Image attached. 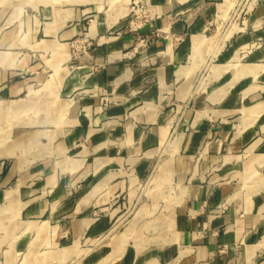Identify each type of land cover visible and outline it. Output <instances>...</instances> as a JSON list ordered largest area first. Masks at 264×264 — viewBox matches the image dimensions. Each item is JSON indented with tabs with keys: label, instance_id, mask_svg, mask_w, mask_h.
Segmentation results:
<instances>
[{
	"label": "crops",
	"instance_id": "obj_1",
	"mask_svg": "<svg viewBox=\"0 0 264 264\" xmlns=\"http://www.w3.org/2000/svg\"><path fill=\"white\" fill-rule=\"evenodd\" d=\"M42 1H33L32 11L49 15L50 22L36 25L29 41L19 32L17 40L14 31L2 34L0 63L30 61L26 51L55 67L67 59L64 43L84 33L90 11L46 9ZM224 2L153 0L156 18L150 24L109 40V30L122 26L118 11L89 27L87 35L98 42L90 61L100 68L83 64L66 81L62 96L73 103L65 121L56 113L31 118L27 97L10 100L28 91L26 81L2 91L1 118L24 113L25 119L1 121L2 130L12 127L13 133L12 142L10 135L0 139V264H35L26 255L42 246L39 239L57 248L63 238L75 244L90 235L87 214H75L93 203L105 206L122 187L119 182L107 188L116 180L115 162L150 157L164 147L169 130L161 104L181 107L199 92L207 95L196 99L193 127L166 148L180 199L158 215L153 204L140 206L119 241L85 252L82 264H264V47L240 57L252 39L264 41V0L250 18L255 34L229 42L217 57L206 34ZM22 11L3 5L0 29L7 25L3 14ZM5 68L2 78L11 76ZM205 71L208 89L201 91ZM128 113L139 117L124 143ZM72 190H78L76 198L69 197ZM107 229L104 219L91 234Z\"/></svg>",
	"mask_w": 264,
	"mask_h": 264
},
{
	"label": "rangeland",
	"instance_id": "obj_2",
	"mask_svg": "<svg viewBox=\"0 0 264 264\" xmlns=\"http://www.w3.org/2000/svg\"><path fill=\"white\" fill-rule=\"evenodd\" d=\"M33 1L35 0H0V10L3 5H20L24 9L20 14H3V20L6 21L7 25L4 26V29H0V36L2 34L13 33L14 31L12 39L15 38L17 40L19 32L22 38L29 41V39L32 40L35 36L36 25L50 22L49 15L44 19L41 17L44 15L40 16L37 12L32 11L31 5ZM258 1L225 0L220 13L217 14V17H214L206 34L207 37L212 38L214 43H216L215 53L218 52L217 57H220L227 49L229 42L231 44V42L241 37V35L249 34L253 36L255 34L256 31L252 29L250 18ZM42 3L43 7H48L46 9H50V6L55 5L58 9L61 7H80L83 10L90 11L84 22L86 29L82 35L64 43L63 51L68 57L66 56L67 59H62L56 67L50 61L42 60L38 53L33 51H26V54L30 56V61L23 62L21 60L20 62H14L6 60L4 64L0 63V75L4 67H6L5 70H8L6 73L11 74L10 77L2 78L0 76V102L2 91L8 85L11 86L12 84L26 81L28 91L10 100L27 97L25 104L27 112L25 113L31 118L49 117L56 113L59 118L58 121H65L72 109V105L70 104L73 103L72 98L66 101V98L62 96L66 81L83 64H89L93 68V71H97L100 68L98 63L90 61L98 42L87 35L89 27H94L95 24L104 22L106 18L111 17L113 13L118 11V14L121 16L120 25L122 24V26L121 28H111L109 30L106 37L109 40V38H119L124 33L141 30L156 18V14L154 12L153 0H44ZM43 7L42 9H44ZM18 21H20V24ZM17 27L20 28V31L17 30ZM140 42L142 45L146 43L145 40H141ZM263 47V39H252L240 50V57L246 58ZM205 70L208 72V67ZM206 71L199 79L201 91H207L208 89L207 81L204 79ZM12 73H16V76ZM82 81H84V77H82ZM206 95V93L199 92L195 96L193 95L181 107H177L175 102L171 103L167 108L161 104L159 111L163 116L165 125L168 124L166 126L167 132L169 130L167 134L168 138L165 141L167 143L156 154L150 157L139 155L133 157L132 160L124 158L120 163H114L118 167L116 170L117 176H115L116 180H111L112 183L107 188L109 189L111 185L119 182L123 183L122 187L111 193L105 206L93 203L84 209V211H81L80 208L75 214H87L90 220V235L87 234V236L77 240L75 244H66V239L63 238L58 241L57 248H53L48 241V243L44 241L40 242L39 239L37 243L39 242L42 246L37 249L36 253H31L30 255L27 253L26 260L30 259V262L32 260L35 264H82L85 252L99 247L111 248L112 245L118 242L119 238H117V235L121 234L127 227L135 211L140 206L146 203L149 205L153 204L157 215L166 210L168 212L171 211L175 201L180 199V192L178 191L179 184L176 176L171 171L172 152L168 153L166 148L168 142L172 144V141L180 131L187 133L193 127L194 114L199 110L196 99L203 98ZM103 106L105 108L109 106V101L106 98H104ZM9 107L12 108L11 106ZM138 112L137 114H139ZM137 114L128 113L123 119L126 122L130 121L129 127H127L124 133L123 142L126 141L130 131L137 129L136 120L139 117ZM1 115L0 111V139L3 137L8 138L10 135L11 141L9 142H12V127H10L9 133L2 130L1 121L5 123L9 121L11 123L24 121L25 115L24 113L23 115L17 113L19 117L15 118H12L15 114H10L11 116L6 118H1ZM64 127L62 126V128ZM65 130L64 128L63 132ZM80 144L81 142L78 143V145ZM117 149H120L119 146ZM108 189H106L107 193L109 192ZM77 193L78 190H72L69 192V197L76 198ZM75 210L78 209L75 207ZM104 219H107L108 222L107 231L100 235H92L91 229ZM141 226V222L136 224L134 228L136 233L141 231ZM45 229L47 230V227L40 228L41 231ZM39 233L41 234V232ZM131 240L127 241V245L131 244Z\"/></svg>",
	"mask_w": 264,
	"mask_h": 264
}]
</instances>
